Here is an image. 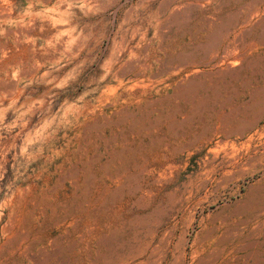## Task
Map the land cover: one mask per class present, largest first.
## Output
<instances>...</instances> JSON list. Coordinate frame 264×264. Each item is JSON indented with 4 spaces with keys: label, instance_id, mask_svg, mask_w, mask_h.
<instances>
[{
    "label": "rangeland",
    "instance_id": "374dc122",
    "mask_svg": "<svg viewBox=\"0 0 264 264\" xmlns=\"http://www.w3.org/2000/svg\"><path fill=\"white\" fill-rule=\"evenodd\" d=\"M0 264H264V0H0Z\"/></svg>",
    "mask_w": 264,
    "mask_h": 264
}]
</instances>
